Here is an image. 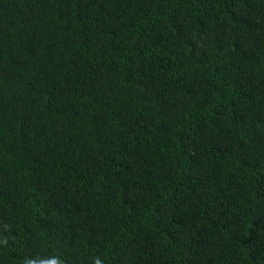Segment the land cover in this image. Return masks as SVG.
I'll return each mask as SVG.
<instances>
[{
  "label": "trees",
  "instance_id": "16d2710c",
  "mask_svg": "<svg viewBox=\"0 0 264 264\" xmlns=\"http://www.w3.org/2000/svg\"><path fill=\"white\" fill-rule=\"evenodd\" d=\"M264 264V0H0V264Z\"/></svg>",
  "mask_w": 264,
  "mask_h": 264
},
{
  "label": "clouds",
  "instance_id": "9594fccd",
  "mask_svg": "<svg viewBox=\"0 0 264 264\" xmlns=\"http://www.w3.org/2000/svg\"><path fill=\"white\" fill-rule=\"evenodd\" d=\"M97 264H99V262H97Z\"/></svg>",
  "mask_w": 264,
  "mask_h": 264
}]
</instances>
